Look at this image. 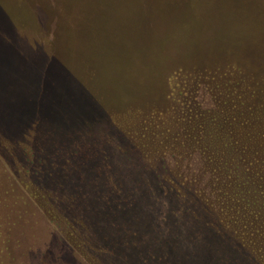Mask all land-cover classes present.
I'll return each instance as SVG.
<instances>
[{
  "label": "rangeland",
  "instance_id": "1",
  "mask_svg": "<svg viewBox=\"0 0 264 264\" xmlns=\"http://www.w3.org/2000/svg\"><path fill=\"white\" fill-rule=\"evenodd\" d=\"M72 96L218 240L200 264H264V0H0V264H115L39 162Z\"/></svg>",
  "mask_w": 264,
  "mask_h": 264
},
{
  "label": "trees",
  "instance_id": "2",
  "mask_svg": "<svg viewBox=\"0 0 264 264\" xmlns=\"http://www.w3.org/2000/svg\"><path fill=\"white\" fill-rule=\"evenodd\" d=\"M82 100L72 96L68 106L50 112L53 130L46 138L60 145L39 153L40 163L54 160L56 186L65 188L60 200L64 212L74 210L89 222L95 245L115 264H200L212 252L222 254L221 248H213L218 240L207 235L192 241V219L173 211L167 187L158 185L141 162L120 151L107 162L113 157L112 143L96 129L101 124L97 113ZM241 232L242 241H248ZM236 233L234 228L228 235L238 240Z\"/></svg>",
  "mask_w": 264,
  "mask_h": 264
}]
</instances>
